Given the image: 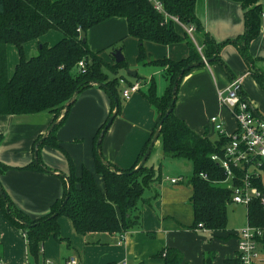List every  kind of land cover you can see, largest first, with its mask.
<instances>
[{"label": "trees", "instance_id": "trees-1", "mask_svg": "<svg viewBox=\"0 0 264 264\" xmlns=\"http://www.w3.org/2000/svg\"><path fill=\"white\" fill-rule=\"evenodd\" d=\"M158 1L162 3L164 12L157 11L149 0H0V115L48 112L53 115L51 124L61 117L59 123L38 147L36 142L43 134L36 138L34 153L37 150L38 161L34 159L24 167H12L0 161V174L10 169L52 171L41 160L40 151L44 145L60 151L68 163V180L58 175L64 186L62 196L51 205L48 213L38 219H32L19 209L0 183L4 195H0L1 211L8 221L26 236L29 253L34 258H39L40 249L49 237L60 238L59 219L62 216L69 218L75 231L86 238L99 234L122 236L125 232L140 227L139 205L144 200V191L160 179L156 168L148 162L140 170L133 171L141 161L154 133L144 145L135 164L128 169L119 168L106 160L102 152L105 164L96 150V143L105 130L116 104L119 114L121 102L117 79H109L104 70L107 63L100 52L90 49L87 33L95 25L113 17L124 18L128 36L138 40V60L164 68L168 82L165 95L158 97L151 91L147 96L159 112V121L164 118L160 131L164 154L187 160L192 164L193 174L190 181L195 224L202 223L204 227L214 231L226 229V211L232 200L233 189L226 185L225 170L212 160V156L223 155L229 138L219 135L212 140L206 134L195 132L175 113L176 103L170 113L167 114V111L179 73L184 71L178 89L181 80L193 69H186L191 64L201 63L204 58H213L209 64L226 66L221 51L227 44L237 47L256 82L264 87V67L257 66L258 58L252 57L249 52L250 43L259 36L262 26L264 27L261 0H232L242 7L243 31L234 38L222 41L217 40L206 29L204 21L200 18V0ZM173 17L185 25L195 27V41L187 32L179 33L176 30L178 25ZM50 30L58 31L61 35L53 45L43 41ZM31 41L38 43V53L27 56L24 46ZM122 41L119 40L109 48H120L123 52ZM146 42L161 45L185 43L188 50L187 54L179 59L146 61ZM9 44L15 45L18 51V62L11 76L8 74L7 59ZM80 61L84 62L82 68L78 67ZM125 65L124 59L111 68L116 73L118 67ZM94 82L106 85L107 88L104 89L111 98L109 115L96 132L93 142L96 173L102 176L103 189L98 185L95 174L86 167L83 166L77 176L72 158L56 136L71 107L65 113L66 103L75 93H78V97L84 89L94 86ZM242 95L246 98L243 93ZM1 138L2 136L0 140ZM260 166L264 171V163ZM245 173L242 168L235 170L234 186L242 182ZM250 179L264 193L261 177ZM246 210L248 224L264 229V205L260 199H253ZM157 256L164 258L165 264H181L183 261L182 253L175 248L162 249ZM214 257L213 253H206L203 264H214ZM225 264L242 263L237 256L226 259Z\"/></svg>", "mask_w": 264, "mask_h": 264}, {"label": "crops", "instance_id": "crops-1", "mask_svg": "<svg viewBox=\"0 0 264 264\" xmlns=\"http://www.w3.org/2000/svg\"><path fill=\"white\" fill-rule=\"evenodd\" d=\"M261 5L264 13V0H261ZM198 13L206 29L219 41L234 38L243 31V11L238 2L200 0ZM127 33L126 20L113 17L88 31V45L93 51L100 52L106 63L115 64L113 56L108 53L111 51L109 47L121 38L124 40L123 37H130ZM60 38L61 35H58L56 42ZM34 42L36 48L27 52L25 50L27 56L38 53V43ZM46 43L53 45L52 42ZM147 43L151 42L145 44ZM168 46L172 49L168 47L148 49L151 57H147L146 61L179 59L187 54L188 48L185 43ZM16 50L7 47L8 70L11 66L15 68L18 62ZM249 52L252 57L258 58L257 66L264 67L263 26L259 36L250 43ZM221 57L226 66L203 64L193 68L184 76L179 85L175 105V113L191 129L199 134H206L209 138L219 137L210 121L214 115L221 119L227 133H232L236 129L235 118L219 99V91L225 90L232 79H241L242 93L255 109L257 116L264 120V87L256 82L237 47L227 44L221 51ZM163 72L165 73L164 68ZM132 77L139 83L136 72ZM143 88L145 89L140 84V90L132 94L129 98L130 100L133 97L132 100L123 109L121 108L102 139L104 158L122 169H128L135 164L159 122V112L157 108L156 112V106L147 96L155 90L152 87L147 93H143ZM165 93L161 96L155 94L162 97ZM110 110L111 98L106 89L96 85L88 87L71 105L66 120L56 133L57 139L74 162L77 176L80 175L81 168L86 167L95 174L96 181L102 189L104 184L102 176L96 173L93 142L96 132L106 121ZM52 119L53 115L48 112L0 115V136H2L0 161L12 167H24L31 163L35 158V140L47 130ZM160 140L159 137L156 143ZM40 156L43 163L54 173L10 169L0 174V183L14 204L32 219H38L48 213L51 205L62 196L64 186L58 173L65 175L68 173V163L60 151L44 145L41 147ZM164 156L168 155L164 154L161 144V151L154 155L151 153L147 160L148 164L156 168L160 179L145 189L144 200L139 205L141 225L125 232L123 241L121 236L109 234L86 238L75 231L69 218L62 216L59 219L60 238L49 237L43 243L37 259L29 253L26 236L8 221L0 208L1 264H66L70 256H76L80 264H138L139 262L165 264L164 258L157 254L166 248H175L182 253L181 264H203L206 253L215 255L214 264H225L226 259L237 257L240 231L226 229L214 231L204 226L198 227L195 224L191 200L193 195L191 177L185 179L174 175L162 177ZM183 161L185 166L192 167L189 161ZM170 179L177 181L173 183ZM263 262L264 253L263 260L259 264Z\"/></svg>", "mask_w": 264, "mask_h": 264}, {"label": "built area", "instance_id": "built-area-1", "mask_svg": "<svg viewBox=\"0 0 264 264\" xmlns=\"http://www.w3.org/2000/svg\"><path fill=\"white\" fill-rule=\"evenodd\" d=\"M149 1L157 11L164 12L160 1ZM262 16L264 19V13ZM173 20L195 41L193 39L195 30L193 25L186 26L176 17H173ZM198 49L201 51V47L198 46ZM83 66L84 62L80 61L78 67L82 68ZM139 90L140 83L129 84L128 88L122 91V95L125 99H129L132 94ZM219 99L230 110L237 126L235 131L227 133L223 122L218 116L214 115L210 118L218 134L229 138L223 155H213L212 160L224 168L227 177L226 181L229 180L231 182L229 186L233 189L231 203L244 205L247 209L253 199H260L264 205V193L250 179L252 177H261L262 179V175L258 171L261 170L260 165L264 163V120L257 116L251 103L243 97L241 79H232L225 90L219 91ZM241 168L246 172L245 176L240 184L234 186L235 170ZM170 180L173 183L177 181L176 179ZM198 227L203 228V224L199 223ZM123 238L124 235L121 236L122 241ZM263 253L264 229L248 224L239 234L238 258L242 264H259L263 260ZM66 264L80 263L76 256H70L66 260Z\"/></svg>", "mask_w": 264, "mask_h": 264}, {"label": "rangeland", "instance_id": "rangeland-1", "mask_svg": "<svg viewBox=\"0 0 264 264\" xmlns=\"http://www.w3.org/2000/svg\"><path fill=\"white\" fill-rule=\"evenodd\" d=\"M186 26H190V25H186ZM176 30L179 33H184L185 31L180 25L176 26ZM58 35H60L58 31L50 30L47 33V35L43 38L44 39L43 41L52 42L51 44H54L57 40L56 38H58ZM123 38L124 40L122 42H123L124 48H123L122 53L125 56L126 65L118 67L116 73H114L111 68V66L114 65L113 63L109 62L104 67L105 72L107 73L109 77H111V79H117L118 96L121 102L122 109L133 98L132 97L130 100L129 99L125 100V98H123L122 96V91L125 88H128L129 83L137 82L136 78L132 77L130 72H136L137 76H139V83L145 87V89L143 88L144 90L143 93H147L153 87V89L155 90V93L161 96L165 93L166 87H167L166 75L163 72V68L161 66H159L158 64L144 63L143 61L138 60V54H139L138 40L135 38H130V37L128 38L123 37ZM193 39H196V36L194 35V33H193ZM165 47L172 49L168 45L155 46L154 44L147 43L144 45V51L147 57H151L149 55L148 49H166ZM35 48H36V43L34 41L26 43L24 46V50H26V52L29 49H35ZM8 49H17V48L15 45L9 44ZM108 53L111 54L112 50L108 51ZM17 54H18V51L16 50V55ZM13 72H14V67L13 66L9 67V70H8L9 76H11ZM182 81L183 79L181 80V82ZM160 85H163V87H160ZM155 110H156V107H155ZM211 139L215 140L216 137H212ZM161 140L158 143H156V145H154V148L152 150V155L161 151V144H162ZM183 162H184L183 160H179L178 158L164 156L163 161H162V169H164L162 177L164 175H174L177 177H183L184 179L191 177L193 174V167L185 166ZM258 172L261 173L262 179L264 182V171L259 170ZM230 184L231 182L229 180L226 181V185L230 186ZM226 215H227L226 230L241 231L242 229L247 227L248 225L247 210L244 205L236 206L233 203H230L227 206ZM262 264H264V262Z\"/></svg>", "mask_w": 264, "mask_h": 264}, {"label": "water", "instance_id": "water-1", "mask_svg": "<svg viewBox=\"0 0 264 264\" xmlns=\"http://www.w3.org/2000/svg\"><path fill=\"white\" fill-rule=\"evenodd\" d=\"M111 55L113 56L114 58V61L115 63H120L122 62L125 58H124V55L121 51L120 48H116L115 50H112V53ZM214 59H203L201 63H194V64H191L189 65L186 69H192V68H195V67H198L199 65L201 64H209L210 62H212ZM130 74L132 76L135 75V72H130ZM184 74V71L180 72L179 75L177 76L176 80H175V85H174V91H173V97H172V102H171V105L170 107L168 108V111H167V114L170 113L172 110H173V106L174 104L176 103V94H177V89H178V83H179V80L182 78ZM93 85H96V86H99V87H103V88H107L106 85L102 84V83H99V82H94ZM77 94L78 93H75V95L66 103L65 105V113L68 111L69 107L74 103V101L76 100L77 98ZM117 112H118V104H116V107L115 109L113 110L110 118L108 119V122H107V125H106V128L105 130L102 131L101 135H100V138L98 139L97 143H96V150H97V153L99 154V156H101V159L103 160L102 158V150H101V140H102V137L104 136L105 134V131L106 129L111 125V123L113 122L114 118L116 117L117 115ZM61 120V117L59 119H57L56 121H54L52 124H50V126L48 127V129L45 131V133L43 134L42 138L39 139V141L36 143V147H38V145L43 142L47 137L48 135L51 133V131L53 130V128L59 123V121ZM164 122V118H162L159 122H158V125L156 127V130L152 136V139L150 140V143L148 144V147L141 159V161L139 162V164L134 168L133 171H138L140 170L147 162L148 158L150 157L151 153H152V150L154 148V145L155 143L157 142L158 138L160 137V131H161V126ZM35 161H38V158H37V150L35 151ZM103 162L106 164V162L103 160ZM47 172H51V173H54V171H50V170H47ZM60 176H62L63 178H65L66 180H68L67 178V175L65 174H62V173H58ZM0 195H3V192H2V189L0 188Z\"/></svg>", "mask_w": 264, "mask_h": 264}]
</instances>
